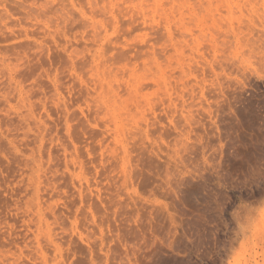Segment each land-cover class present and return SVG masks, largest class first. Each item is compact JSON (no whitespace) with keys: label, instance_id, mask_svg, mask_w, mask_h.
<instances>
[{"label":"rangeland","instance_id":"obj_1","mask_svg":"<svg viewBox=\"0 0 264 264\" xmlns=\"http://www.w3.org/2000/svg\"><path fill=\"white\" fill-rule=\"evenodd\" d=\"M42 259L264 264V0H0V264Z\"/></svg>","mask_w":264,"mask_h":264},{"label":"bare ground","instance_id":"obj_2","mask_svg":"<svg viewBox=\"0 0 264 264\" xmlns=\"http://www.w3.org/2000/svg\"><path fill=\"white\" fill-rule=\"evenodd\" d=\"M119 132H122V131H120V130H116V132H114L113 133V135L114 136H119V135H121V133L119 134ZM123 135H124V133H122ZM116 137V138H117ZM120 137V136H119ZM122 137V136H121ZM37 205V204H36ZM34 211V210H33ZM33 213V215H34V217L35 218H37L38 220H41L43 217H42V215L40 214V212L38 211V210H35L34 212H32ZM44 237L46 238V240L47 241H49L50 243H52L53 241H52V239H51V237L49 236V235H47V234H45L44 235ZM40 264H46V262H45V259H42V261H41V263Z\"/></svg>","mask_w":264,"mask_h":264}]
</instances>
